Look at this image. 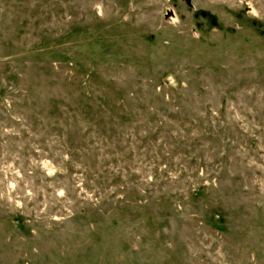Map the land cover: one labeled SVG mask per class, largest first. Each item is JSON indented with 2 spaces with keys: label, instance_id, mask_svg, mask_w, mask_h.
<instances>
[{
  "label": "rangeland",
  "instance_id": "374dc122",
  "mask_svg": "<svg viewBox=\"0 0 264 264\" xmlns=\"http://www.w3.org/2000/svg\"><path fill=\"white\" fill-rule=\"evenodd\" d=\"M0 264H264V0H0Z\"/></svg>",
  "mask_w": 264,
  "mask_h": 264
}]
</instances>
